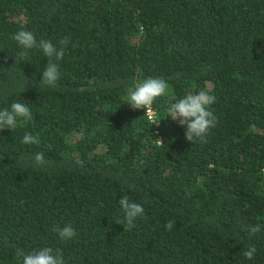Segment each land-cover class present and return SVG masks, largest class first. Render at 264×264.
Wrapping results in <instances>:
<instances>
[{"label":"trees","instance_id":"trees-1","mask_svg":"<svg viewBox=\"0 0 264 264\" xmlns=\"http://www.w3.org/2000/svg\"><path fill=\"white\" fill-rule=\"evenodd\" d=\"M20 30L69 37L55 88L42 50L18 58ZM148 78L169 85L152 120L126 99ZM200 90L218 123L191 144L167 106ZM13 102L33 118L0 129V264L42 247L65 264H264V0H0V110ZM125 196L144 207L132 230Z\"/></svg>","mask_w":264,"mask_h":264},{"label":"clouds","instance_id":"clouds-1","mask_svg":"<svg viewBox=\"0 0 264 264\" xmlns=\"http://www.w3.org/2000/svg\"><path fill=\"white\" fill-rule=\"evenodd\" d=\"M12 39L17 43L21 51L18 58L21 60L28 57L33 49H40L48 58V63L44 67L39 86L55 88L60 78L58 61L65 55V46L69 37H65L58 42L59 47L51 40H37L34 33L28 30L16 32ZM169 85L162 78H148L139 81L130 88L127 94V104L133 110H144L151 108L156 100L167 93ZM215 102V97L206 90L199 92H188L183 98L169 103L167 115L170 120L178 123L185 130L186 141L193 143H206L207 136L212 128L216 127L217 117L211 111V106ZM30 107L21 102H13L10 108L0 110V129L14 130L22 124H27L32 120ZM24 145H38L39 136L25 133L22 141ZM32 163L35 167H42L46 161L42 152H37L32 156ZM119 204L123 210L126 230H132L138 218L144 215V207L141 203L130 201L127 196L120 199ZM175 221L168 222L165 227L168 230L173 228ZM63 240H70L76 235L75 229L71 225L54 229ZM250 231L256 233L260 231V226H253ZM256 253L255 246H249L243 255L251 260ZM17 257L21 264H65L62 253L53 251L51 247H42L37 250L25 253L22 249H17Z\"/></svg>","mask_w":264,"mask_h":264},{"label":"built area","instance_id":"built-area-1","mask_svg":"<svg viewBox=\"0 0 264 264\" xmlns=\"http://www.w3.org/2000/svg\"><path fill=\"white\" fill-rule=\"evenodd\" d=\"M144 113H145L146 117H147L149 120H152V119H153V116H154V110H153L152 108L146 110Z\"/></svg>","mask_w":264,"mask_h":264}]
</instances>
